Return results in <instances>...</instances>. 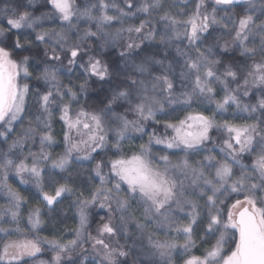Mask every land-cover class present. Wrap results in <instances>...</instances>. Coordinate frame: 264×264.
<instances>
[{
    "label": "snow or ice",
    "instance_id": "snow-or-ice-1",
    "mask_svg": "<svg viewBox=\"0 0 264 264\" xmlns=\"http://www.w3.org/2000/svg\"><path fill=\"white\" fill-rule=\"evenodd\" d=\"M0 264H264V0H0Z\"/></svg>",
    "mask_w": 264,
    "mask_h": 264
},
{
    "label": "trees",
    "instance_id": "trees-1",
    "mask_svg": "<svg viewBox=\"0 0 264 264\" xmlns=\"http://www.w3.org/2000/svg\"><path fill=\"white\" fill-rule=\"evenodd\" d=\"M57 130H59V129H57ZM26 195L31 196V193H26ZM45 216H46V218H47V213H45ZM54 223H57V222L54 221ZM72 223H73L72 213L69 212L68 218L66 219V224H67V226H71ZM58 227H59L61 230H63V229L65 228V224H63V223H58ZM51 231H52V226L49 225V224H46L45 227H44V229H43L42 234L47 235V234H49Z\"/></svg>",
    "mask_w": 264,
    "mask_h": 264
}]
</instances>
